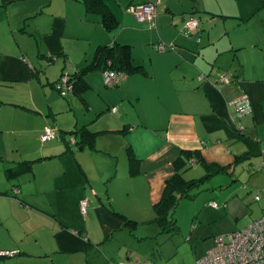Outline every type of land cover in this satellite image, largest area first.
<instances>
[{"label": "crops", "instance_id": "obj_1", "mask_svg": "<svg viewBox=\"0 0 264 264\" xmlns=\"http://www.w3.org/2000/svg\"><path fill=\"white\" fill-rule=\"evenodd\" d=\"M154 1L104 0L118 21L107 30L84 0H0V251H15L0 264H197L213 239L193 258L158 247L166 181L211 163L264 189V0H157L154 25L126 10ZM115 43L140 70L106 87L90 65ZM81 70L85 88L61 96L53 83ZM241 94L251 111L237 116ZM45 127L59 137L43 142ZM81 127L91 145L71 140Z\"/></svg>", "mask_w": 264, "mask_h": 264}, {"label": "rangeland", "instance_id": "obj_2", "mask_svg": "<svg viewBox=\"0 0 264 264\" xmlns=\"http://www.w3.org/2000/svg\"><path fill=\"white\" fill-rule=\"evenodd\" d=\"M4 133L0 132V135ZM119 158V164L124 165L123 152ZM254 158L256 159L253 161H257L258 157ZM238 171L239 168L234 175L213 173L190 188L189 195L182 196L169 212L168 218L174 219L178 228L173 233H160L159 249L172 251L178 244L186 257L193 258L205 248L207 241L213 239L214 243L215 236L241 229L258 218L261 214L260 207H264V199L261 202L254 200V190H250L244 175L238 176ZM205 174L206 170L199 164L188 167L183 173L186 179H199ZM236 179L240 181L238 191L235 188ZM210 202H215L220 207L214 208ZM191 224L194 230L190 232Z\"/></svg>", "mask_w": 264, "mask_h": 264}, {"label": "built area", "instance_id": "obj_3", "mask_svg": "<svg viewBox=\"0 0 264 264\" xmlns=\"http://www.w3.org/2000/svg\"><path fill=\"white\" fill-rule=\"evenodd\" d=\"M156 4L154 2H145L139 5L129 4L126 10L134 15L139 21H147L154 25L156 16ZM198 20L194 17L184 18L181 25V33L188 37L195 33L198 29ZM199 40V38H197ZM158 51L172 50L174 44L158 42L154 45ZM56 59L55 56L50 57V61ZM231 73L224 71L220 73L218 81L228 83ZM103 83L106 87H114L119 85L126 78V74L122 71H116L111 68L102 70ZM55 89L61 96H66L68 91L72 89L68 74H62L54 83ZM233 105L237 116H242L251 111V103L247 95L241 94L239 98L233 101ZM115 107L112 111H115ZM59 137L58 133L49 127H45L40 139L45 142L50 139ZM74 141L73 139H71ZM194 158L190 163H194ZM264 167V160L261 162ZM260 193L264 194V189L254 192V199L260 198ZM210 204L217 208L219 205L215 202ZM86 205V200L81 201L82 209ZM15 251H0V256L13 255ZM197 264H264V213L258 218L252 220L248 225L232 232L221 233L214 237V244L205 251L196 261ZM124 264V263H119Z\"/></svg>", "mask_w": 264, "mask_h": 264}, {"label": "trees", "instance_id": "obj_4", "mask_svg": "<svg viewBox=\"0 0 264 264\" xmlns=\"http://www.w3.org/2000/svg\"><path fill=\"white\" fill-rule=\"evenodd\" d=\"M84 3L88 11L95 12L100 15L101 22L103 23V25L107 30H113L117 26L118 21L116 17L113 15V13L107 8L104 0H84ZM100 61L103 64V67L101 68L102 70L106 68H111L116 71H122L126 75L131 72L140 70V67L138 65L133 64L132 62L129 46L124 44L115 43L112 46H107V45L100 46L97 49L96 56L93 60L92 65L90 66H93L94 64L97 65L99 64ZM62 74L64 73L62 72L61 75ZM82 74H83V70L79 71L78 73L68 75L69 81L72 84V90L76 93H79L86 86L85 83L82 81ZM72 132L74 134H78V140L73 141L76 142L78 145H83V144L91 145L94 140V133L91 132L86 127H81L72 130ZM187 156L190 157L191 153H187ZM193 158L195 160L194 161L195 163L197 161V158L192 157L191 159ZM130 160L133 161L134 159L131 157ZM202 164L205 167L206 174L199 179H194V178L185 179L182 177L180 173L176 172L172 177H170L166 181L164 194L160 202H158L154 206V210L156 213L154 217V221L161 227L160 230L161 232L173 233L174 230H177L178 226L176 225V222L174 221V219H169L168 214L170 211L173 210L177 201L182 196L189 195L188 190L190 188L197 185L199 182L204 181L205 178H208L213 173L219 172V173L228 174L224 168L216 167V165H213L211 163H202ZM110 212L114 216L122 220L123 224L130 231L136 229L138 224L136 220L130 219L127 216L116 211L110 210Z\"/></svg>", "mask_w": 264, "mask_h": 264}]
</instances>
